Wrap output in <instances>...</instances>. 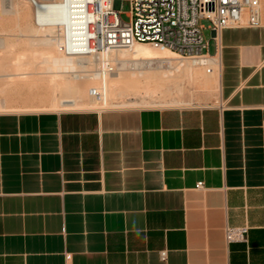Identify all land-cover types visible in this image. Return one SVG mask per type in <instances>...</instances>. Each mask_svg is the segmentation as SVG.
I'll use <instances>...</instances> for the list:
<instances>
[{
  "label": "crops",
  "instance_id": "0c3cea01",
  "mask_svg": "<svg viewBox=\"0 0 264 264\" xmlns=\"http://www.w3.org/2000/svg\"><path fill=\"white\" fill-rule=\"evenodd\" d=\"M209 51L210 103L0 111V264H264V24Z\"/></svg>",
  "mask_w": 264,
  "mask_h": 264
},
{
  "label": "built area",
  "instance_id": "2783aa9c",
  "mask_svg": "<svg viewBox=\"0 0 264 264\" xmlns=\"http://www.w3.org/2000/svg\"><path fill=\"white\" fill-rule=\"evenodd\" d=\"M37 0H31L36 4ZM67 7V22L62 28L61 45L65 54L88 57L99 78L122 69L110 53L131 48L136 42H147L159 49H170L181 56L198 57L208 72L216 54L209 51L210 39L204 35L206 26L215 48L219 47L224 28L264 24V0H128V19L122 14L125 0H63ZM216 61V60H215ZM129 61L125 67H128ZM124 67V68H125ZM92 96L105 98V85L92 87ZM203 180L196 187H203ZM249 226H227L226 239L248 240ZM166 260L168 249L159 251Z\"/></svg>",
  "mask_w": 264,
  "mask_h": 264
},
{
  "label": "bare ground",
  "instance_id": "6f19581e",
  "mask_svg": "<svg viewBox=\"0 0 264 264\" xmlns=\"http://www.w3.org/2000/svg\"><path fill=\"white\" fill-rule=\"evenodd\" d=\"M67 14V7L63 0H37L36 4H34V19L37 24V29L33 28V33L29 28L27 31L29 30L35 36L39 34L38 31L41 29H48V33L46 32L47 36L39 38L41 41H37L38 38H36L37 43L33 40H29V43L26 41L27 45L24 44L23 50L17 49L18 41L16 42L14 39L7 43H4L1 39L0 42L9 52L18 50L12 58H14V61L20 67L12 74L18 77L28 76L33 73L38 74L36 77L28 78L27 84L29 86L32 84L38 85V81L40 80L46 81L44 84H46L45 86L47 88L45 87L44 90L42 87L44 90L42 94L50 97V102L46 104L49 109H102L132 107L140 104L164 106L181 104L186 101L180 96H172L169 98L150 97L155 96L158 90L166 88L167 84H176L185 77L198 88L208 89L214 87L219 90L217 55L214 57L216 61L214 60L211 64L213 66L212 71L208 72L206 66L201 64L198 57L176 55L173 53L175 52L173 50L159 49L147 42H136L131 48L115 49L110 53L113 58L121 63L122 68L131 61L137 64L140 67H138L139 69L135 68L136 70L133 69L130 71L131 68H129V72L119 69L118 71L110 73L105 79L99 78L97 73L93 71V66L87 63L91 59V56L79 57L64 53L61 38L63 34L62 28H64L67 22ZM57 26H61L62 28H58ZM54 27L55 29H53ZM38 42L43 43H40L42 45H40L41 47H36L39 45ZM165 65L168 67L165 68ZM35 66H38L40 70L32 71L31 69ZM0 71V76L8 74L3 69ZM40 83L42 86L43 81ZM103 85L106 88L105 98L90 94L92 87ZM41 86L39 87L41 88ZM142 92L144 93L142 94ZM25 104L27 105V103ZM42 105L44 106L45 104ZM10 106L6 101H3L1 103V111L13 110L9 109ZM38 106L36 104H30L26 109L34 110ZM23 107L26 106L24 105ZM35 110L39 111L38 108Z\"/></svg>",
  "mask_w": 264,
  "mask_h": 264
},
{
  "label": "rangeland",
  "instance_id": "374dc122",
  "mask_svg": "<svg viewBox=\"0 0 264 264\" xmlns=\"http://www.w3.org/2000/svg\"><path fill=\"white\" fill-rule=\"evenodd\" d=\"M54 1H57V0H54ZM129 8H130L129 1L125 0L123 2L124 13L122 14V17L124 19H128L126 11H128ZM201 23H203L206 26V28L204 29L205 37L209 38L214 43V41L211 38V30L207 28L210 21L208 19H202ZM28 28L29 30L31 29V32L33 31L32 30L33 28L37 29V24L34 19V4L31 2V0H0V42H1V39L4 41V43L5 42L7 43L10 40L12 41V39H14V41L16 42L18 41L17 49L19 48L21 50L22 48L24 49V44L27 45V42L29 43V40H33L36 43L37 41H41L39 38L47 36V33L49 31L48 29L47 30L41 29L40 31H38L39 34H36L34 36L33 34H31L29 30L27 31ZM19 29L20 31L22 30L21 33ZM53 29H55V27ZM23 32L25 33L22 34ZM33 37L34 39H32ZM36 38H38L37 41H36ZM40 43L38 42L39 45L36 44L37 45L36 47H41L42 45ZM15 52H9L4 45L2 46L0 44V70L3 69L4 71L8 73L5 76L4 75L0 76V81H1L0 82V111L2 109L1 103L3 101H6L9 106L11 105L9 109H13L14 111L32 110V109H26L28 105L30 104L39 105L37 107L39 110L49 109L48 105L46 106V104L50 102V97L48 95L42 94L46 87L45 86L46 84H44L46 81L44 80L38 81V85L40 84L39 86H41L40 82L43 81L42 83L43 85L41 86V88L37 84H32L33 85L32 87V85L29 86V84H27V80L28 78L38 76V74L33 73L28 76H21V77H18L17 75L12 74L14 71L18 70V67H20L14 61V58H12L13 55H15ZM173 53L176 55H179L176 52H173ZM138 67L139 66L137 64L130 63L128 65V68L125 67V68H122V70L129 72V68H131L130 69L131 71ZM164 67L167 68L168 66L165 65ZM31 70L38 71L40 70V68L38 66L37 67L35 66ZM29 81L31 82V80ZM42 87L44 88V90ZM143 93L144 92H142V94ZM217 95H218L217 88H214V87L208 88V89L198 88L194 84L190 83L189 80L185 77V78H182L180 82L178 81V83L176 84L174 83L167 84L166 88H164L163 90H158L155 93V96H151V97L148 96V97L150 98H162V97L169 98L172 96H180L182 99L186 101L185 103L169 105V106H181L182 107V106H193V105H198V104L210 103L211 101H214L217 98ZM132 98L135 99L134 97ZM25 103H27V105ZM42 104H45V105L43 106ZM22 105L23 106L25 105L26 107H23ZM132 107H168V106L157 105V104H146V105L140 104V105H135ZM113 108H118V107H113ZM119 108H123V107H119Z\"/></svg>",
  "mask_w": 264,
  "mask_h": 264
}]
</instances>
